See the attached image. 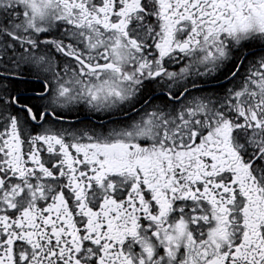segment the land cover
<instances>
[{
  "label": "snow or ice",
  "instance_id": "1",
  "mask_svg": "<svg viewBox=\"0 0 264 264\" xmlns=\"http://www.w3.org/2000/svg\"><path fill=\"white\" fill-rule=\"evenodd\" d=\"M0 264H264V0H0Z\"/></svg>",
  "mask_w": 264,
  "mask_h": 264
}]
</instances>
